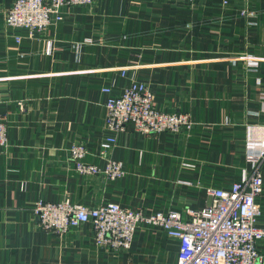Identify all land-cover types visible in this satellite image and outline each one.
Segmentation results:
<instances>
[{
	"label": "crops",
	"instance_id": "crops-1",
	"mask_svg": "<svg viewBox=\"0 0 264 264\" xmlns=\"http://www.w3.org/2000/svg\"><path fill=\"white\" fill-rule=\"evenodd\" d=\"M13 1L0 0L9 139L0 148V264H175L179 240L156 225L142 221L131 248L116 250L97 243L89 221L45 230L34 208L117 202L151 215L203 208L209 188L229 189L258 169L264 180V156L252 159L264 150V0H95L35 35L6 24ZM132 80L192 127L112 130L103 87L116 95ZM74 145L103 170L121 162L123 175L80 172ZM258 200L264 226V190Z\"/></svg>",
	"mask_w": 264,
	"mask_h": 264
},
{
	"label": "built area",
	"instance_id": "built-area-1",
	"mask_svg": "<svg viewBox=\"0 0 264 264\" xmlns=\"http://www.w3.org/2000/svg\"><path fill=\"white\" fill-rule=\"evenodd\" d=\"M95 0H14L5 16L11 28H26L30 35L44 31L49 25L64 18L65 9L74 6H92ZM253 15L254 12H251ZM20 41V37L16 36ZM106 102L108 124L115 132L134 124L142 133L179 132L190 129L191 117L183 112H167L155 106L154 93L143 81L132 80L120 94H112ZM8 127L0 120V148L8 145ZM117 142L115 136L108 138ZM72 155L78 160L82 173L104 171L110 179L124 173L121 162L109 159L105 170L85 160L88 149L74 145ZM264 156L252 158L258 161ZM264 190V180L258 169L249 177L236 181L227 189L209 188L203 208L183 211H159L151 215L106 202L98 206L73 203L69 200L51 202L39 200L34 208L40 225L45 230L67 233L71 228L92 222L100 246L116 250L131 248L142 221L160 227L170 238L179 240V255L175 264H264V254L258 242L264 239V226L258 218L261 205L258 198Z\"/></svg>",
	"mask_w": 264,
	"mask_h": 264
},
{
	"label": "rangeland",
	"instance_id": "rangeland-1",
	"mask_svg": "<svg viewBox=\"0 0 264 264\" xmlns=\"http://www.w3.org/2000/svg\"><path fill=\"white\" fill-rule=\"evenodd\" d=\"M88 164H90V163H88ZM92 164H94V163H92ZM88 174V173H87ZM107 175V174H106ZM108 176V175H107ZM66 201V200H65ZM66 202H69V201H66Z\"/></svg>",
	"mask_w": 264,
	"mask_h": 264
}]
</instances>
